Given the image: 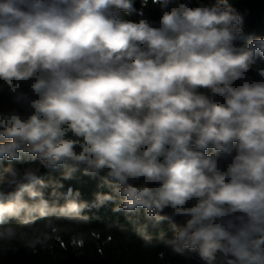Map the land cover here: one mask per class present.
<instances>
[{
    "label": "clouds",
    "instance_id": "9594fccd",
    "mask_svg": "<svg viewBox=\"0 0 264 264\" xmlns=\"http://www.w3.org/2000/svg\"><path fill=\"white\" fill-rule=\"evenodd\" d=\"M138 3L0 0V255L111 204L145 249L264 264V37L226 0ZM78 171L107 191L62 190Z\"/></svg>",
    "mask_w": 264,
    "mask_h": 264
},
{
    "label": "trees",
    "instance_id": "16d2710c",
    "mask_svg": "<svg viewBox=\"0 0 264 264\" xmlns=\"http://www.w3.org/2000/svg\"><path fill=\"white\" fill-rule=\"evenodd\" d=\"M217 0H192V4L203 3L211 5ZM228 6L234 8L243 18L242 31L248 36L264 37V0H226ZM137 7L139 3L137 0ZM150 18H157V13L146 10ZM125 19L134 17L124 16ZM13 105L6 95H0V110H6ZM18 168L36 166L38 162H12ZM0 166H7V162H0ZM44 179H61L60 170L41 169ZM64 189L71 187L79 190L81 199L91 201L93 193L107 191L106 188H98L99 177H91L76 172L72 179L61 180ZM112 205H106L99 209H92L87 214L90 217L88 225H82L77 232H84L85 238L81 242L72 234H64L59 242L52 247L32 252L21 246L17 251H9L0 255V264H198L195 258L185 260L175 256L164 247L145 249L137 236L133 225L125 218L124 214L111 211ZM141 222L143 217L141 214ZM9 223L14 224L15 221ZM149 232L155 236L160 230L171 236L168 222H162L156 228L149 225ZM163 253V258L158 257Z\"/></svg>",
    "mask_w": 264,
    "mask_h": 264
}]
</instances>
